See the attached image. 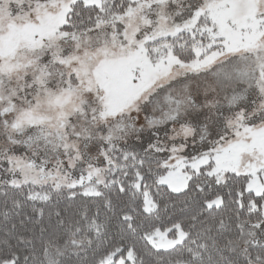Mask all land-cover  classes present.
<instances>
[{
	"label": "snow or ice",
	"instance_id": "snow-or-ice-1",
	"mask_svg": "<svg viewBox=\"0 0 264 264\" xmlns=\"http://www.w3.org/2000/svg\"><path fill=\"white\" fill-rule=\"evenodd\" d=\"M0 264H264V0H0Z\"/></svg>",
	"mask_w": 264,
	"mask_h": 264
}]
</instances>
